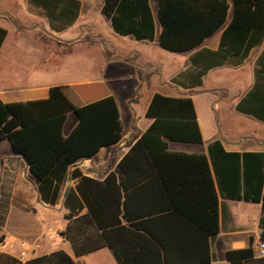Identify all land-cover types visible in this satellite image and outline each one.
Instances as JSON below:
<instances>
[{
	"label": "trees",
	"instance_id": "1",
	"mask_svg": "<svg viewBox=\"0 0 264 264\" xmlns=\"http://www.w3.org/2000/svg\"><path fill=\"white\" fill-rule=\"evenodd\" d=\"M152 0H103L101 14L111 29L120 37L136 41L155 40L156 21L151 8ZM156 17L161 31L159 45L171 53L194 52L190 68L173 79L184 89L203 85V78L211 69L225 65L238 66L249 52L264 41V0H233V17L225 28L220 50L201 49L204 41L222 29L229 17L226 0H154ZM30 9L45 17L51 31L62 33L79 18L81 3L78 0H28ZM8 32L0 27V50ZM255 84L241 99L235 110L241 115L264 123V56L258 61ZM99 89L106 96L100 101L84 104L79 93ZM102 116L111 109L115 126L108 133ZM79 121L72 133L65 137L64 125L68 113ZM95 115V116H94ZM146 116L154 119L104 183L83 177L74 170L73 178L80 181L77 187L84 205L69 210L70 221L61 236L70 242L76 256L81 257L109 247L119 264H182L169 261V251L157 229L134 224L130 211L128 190L141 185L130 182L146 176L159 180L174 176L199 175L207 178L208 207L212 206L213 226L206 237L219 232L220 198L260 204L261 229L264 240V152H228L220 140L209 144L207 156L176 154L168 151V141L201 144L203 138L193 101L190 98H173L155 94ZM122 139L119 112L112 97L100 84L53 87L46 100L4 104L0 100V142L8 140L14 153L23 156L30 172L38 181L43 202L55 206L69 169L82 159L92 158L103 147ZM214 179L211 183L210 162ZM118 185V186H117ZM168 198L172 194L169 182L162 181ZM83 186L86 191H84ZM115 186V189H112ZM212 186V187H211ZM122 188V189H121ZM212 188V193L210 192ZM122 191L125 193L123 200ZM109 192L116 197V208L109 212ZM69 197L66 200L68 207ZM77 204V203H76ZM88 213L79 216L84 207ZM78 209V210H77ZM126 216L130 227L122 222ZM148 220V222H155ZM156 224V223H155ZM144 228V230H138ZM5 236L0 233V244ZM252 249L229 251L226 258L231 264H244L253 259ZM0 264H76L64 251L22 263L0 253ZM211 264L208 256L205 262Z\"/></svg>",
	"mask_w": 264,
	"mask_h": 264
},
{
	"label": "crops",
	"instance_id": "2",
	"mask_svg": "<svg viewBox=\"0 0 264 264\" xmlns=\"http://www.w3.org/2000/svg\"><path fill=\"white\" fill-rule=\"evenodd\" d=\"M78 1L81 3V10L76 23L68 30L56 33L51 31L47 19L30 9L28 0H23L28 14L18 16L22 29L30 30L31 27L25 24L37 23L39 17L46 37L59 39L66 44L54 48H36L46 54L36 66L27 64L29 67L25 68L20 64L22 59L18 55L31 51L27 46L6 48L10 31L0 22V27L8 32L0 50V100L4 104L46 100L53 87L100 84L105 87L109 97L114 99L122 128V139L118 143L101 148L92 158L82 159L69 169L55 206L42 201L38 181L30 172L26 159L13 152L8 140L0 142V233L5 236L4 242L0 244V253L8 254L22 263L64 251L76 264H119L109 247L78 257L70 242L61 236L70 223L67 219L69 210L76 209L79 207L78 204L84 205L82 194L77 189L80 181L73 178V172L79 170L83 177L104 183L153 123L154 119L146 116V110L155 94L190 98L195 106L203 138L201 144L168 141L169 152L209 157V144L215 140H220L228 152H264V123L241 115L235 110L237 104L255 84V74L259 69L258 61L264 56V41L251 49L248 57L240 65H225L211 69L203 78L201 87L184 89L173 83V79L190 68L189 59L194 52L172 53L173 57L169 61L165 60L157 69V73H145L148 71L147 67L156 64L150 54L162 49L159 45L161 28L156 17V2L152 0L151 8L156 21L155 40L136 41L132 37H123L131 38L132 42L118 43L117 46L114 42L110 43L111 54L116 57L125 55L126 59L131 60L137 73L120 77L116 73L106 74L107 68H105L104 71L102 69L100 77L93 81L53 85L46 83L43 78L45 76L36 73V70L42 72L47 71L50 65L59 69L63 65L69 67L75 64L74 59L61 58L60 53L77 49L83 39H94L101 45V41L106 37L104 30H101L97 24L103 20L107 24L105 31L116 38L118 36L111 29L109 21L101 14L103 0ZM226 1L230 6L226 25L207 38L199 50L206 49L213 52L220 50L223 32L233 17V0ZM11 55L14 57L11 58ZM98 90L93 88L86 94L80 92V99L85 105L104 99L106 96L102 94L103 92L97 94ZM199 105L203 106L201 111ZM104 109L106 116H102L100 108L95 115L100 116L101 122L103 120L107 123L105 130L110 133L115 121L111 109L108 112L106 108ZM207 109L217 117L223 115L228 118L237 114L253 120L257 126L250 133L241 129H220L218 123L215 125L213 122V116L208 114ZM78 121L74 113H68L63 130L65 137L72 133ZM209 162L212 183L214 173L212 163L210 160ZM195 172L193 176L166 177L164 180H159L157 176L131 179L130 182H141V185L131 187L127 193L130 211L136 218L134 224L140 223L148 225V229H157L168 248L169 261L172 263L200 264L209 256L211 264H231L226 258L229 251L252 249L253 259L244 264H264V259L258 257L257 251L263 233L260 225L261 205L220 198L219 232L207 238V230L213 226L212 206L210 209L208 207L209 186L207 178L204 180L203 176L199 175L198 168ZM162 181L171 184L168 188L172 199L171 196L169 199L166 195L164 186L161 185ZM81 188L86 191L83 186ZM112 189H115V186ZM210 192L212 193V188ZM122 195L124 200L123 191ZM109 196L111 198L109 212H112L116 208L117 199L111 192ZM67 197H69L68 207H66ZM87 213L88 208L85 206L79 216ZM151 219L155 222L150 224L148 220ZM121 220L125 226L130 227L131 224L126 216ZM138 230L144 228L140 227Z\"/></svg>",
	"mask_w": 264,
	"mask_h": 264
},
{
	"label": "rangeland",
	"instance_id": "3",
	"mask_svg": "<svg viewBox=\"0 0 264 264\" xmlns=\"http://www.w3.org/2000/svg\"><path fill=\"white\" fill-rule=\"evenodd\" d=\"M23 14H28L26 7L23 4V0H0V22L7 30L10 31L6 48H24L27 46L31 51L18 55L22 59L20 62L21 66L23 65L26 68V66L29 67L27 64H33L35 66L38 65L39 61L46 55L43 51L37 50L36 48H54L57 46H65L66 44L62 43L59 39L47 38L44 34L43 24L41 23V19L39 17H37L39 22L25 24L31 27L30 30H23L20 22H18V16H22ZM97 25H99L101 30H104L105 32L106 38L101 41V45L94 39H83L77 49L74 48L71 51H63L60 53L61 58L65 57V59L75 60L76 63L69 66L70 68L63 65L61 68L55 69V66L50 65L47 71L41 72L36 70V73H42L43 76H45L43 78H45L46 83H50L52 85L60 83H77L80 81H93L100 77L102 69L104 71L105 68H107L106 74L109 72L116 73L119 74L120 77H127L132 73H137V71L133 68L131 60L126 59L125 55L116 57V55L111 54L112 51L110 50L111 42H114L117 46L118 43L124 42H126V44H130L132 39L119 36L116 38L111 36L109 32L107 33L105 31L107 24L104 20ZM150 56L155 61L156 66L152 65V68L147 67L148 71H145V73L149 72V74H155L158 72L157 69L159 66L163 64L165 60L169 61L173 57V54L160 49L159 51L151 53ZM10 57L12 58L14 55H11ZM108 63L113 64L107 65ZM201 109H203V106L199 105V111H201ZM207 112L210 116H213V122L215 125L218 123L220 129L223 130L241 129L246 133H250L253 131V128H256L257 126V123L253 120L241 117L237 114H233L232 116L225 118L223 115H219V117H217V115H214L208 109Z\"/></svg>",
	"mask_w": 264,
	"mask_h": 264
},
{
	"label": "built area",
	"instance_id": "4",
	"mask_svg": "<svg viewBox=\"0 0 264 264\" xmlns=\"http://www.w3.org/2000/svg\"><path fill=\"white\" fill-rule=\"evenodd\" d=\"M258 257L264 259V240H261L257 246Z\"/></svg>",
	"mask_w": 264,
	"mask_h": 264
}]
</instances>
